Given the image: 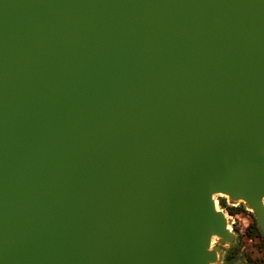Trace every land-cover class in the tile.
<instances>
[{
  "label": "water",
  "instance_id": "obj_1",
  "mask_svg": "<svg viewBox=\"0 0 264 264\" xmlns=\"http://www.w3.org/2000/svg\"><path fill=\"white\" fill-rule=\"evenodd\" d=\"M219 195L264 236V0H0V264H217Z\"/></svg>",
  "mask_w": 264,
  "mask_h": 264
},
{
  "label": "rangeland",
  "instance_id": "obj_2",
  "mask_svg": "<svg viewBox=\"0 0 264 264\" xmlns=\"http://www.w3.org/2000/svg\"><path fill=\"white\" fill-rule=\"evenodd\" d=\"M218 201L217 209L225 213L229 220V230L235 236V242L232 244H221L219 239H214L213 246H222L219 261L217 264H225L226 256L232 249L241 247L238 258L243 264H250L249 260L255 264H264V247L259 239L247 236V230L251 227L255 216L244 203H231L225 196H216ZM221 201H225V207H221ZM232 209V211H231ZM239 209V211H233Z\"/></svg>",
  "mask_w": 264,
  "mask_h": 264
},
{
  "label": "trees",
  "instance_id": "obj_3",
  "mask_svg": "<svg viewBox=\"0 0 264 264\" xmlns=\"http://www.w3.org/2000/svg\"><path fill=\"white\" fill-rule=\"evenodd\" d=\"M220 205L221 207H225V201H221ZM233 211H239V209H235V210L233 209ZM247 236L251 238L259 239L264 247V236L262 235L259 229L256 219H254L253 223L251 224V227L249 228V230H247ZM240 250H241V247H236L232 249L231 251H229V253L226 256V262H232L233 260H236L238 258V254ZM249 263L255 264L256 260L254 262L249 260Z\"/></svg>",
  "mask_w": 264,
  "mask_h": 264
},
{
  "label": "flooded vegetation",
  "instance_id": "obj_4",
  "mask_svg": "<svg viewBox=\"0 0 264 264\" xmlns=\"http://www.w3.org/2000/svg\"><path fill=\"white\" fill-rule=\"evenodd\" d=\"M239 258H237L236 260H238ZM236 260H233L232 262H226L225 264H231L233 262H235Z\"/></svg>",
  "mask_w": 264,
  "mask_h": 264
},
{
  "label": "built area",
  "instance_id": "obj_5",
  "mask_svg": "<svg viewBox=\"0 0 264 264\" xmlns=\"http://www.w3.org/2000/svg\"><path fill=\"white\" fill-rule=\"evenodd\" d=\"M217 206H218V201L216 200Z\"/></svg>",
  "mask_w": 264,
  "mask_h": 264
}]
</instances>
